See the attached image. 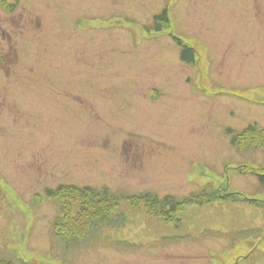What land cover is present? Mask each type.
I'll use <instances>...</instances> for the list:
<instances>
[{
  "label": "rangeland",
  "instance_id": "1",
  "mask_svg": "<svg viewBox=\"0 0 264 264\" xmlns=\"http://www.w3.org/2000/svg\"><path fill=\"white\" fill-rule=\"evenodd\" d=\"M163 7L170 26L158 37ZM169 30L195 47V64L178 58ZM80 40L86 53L99 46L102 68L81 61ZM147 89L162 95L148 101ZM250 124L264 129V0L0 4V257L264 264V149L247 148L250 136L234 147L227 134ZM59 184L106 188L116 205L102 196L89 221L87 199L46 194ZM216 187L226 189L186 205L177 226L136 201Z\"/></svg>",
  "mask_w": 264,
  "mask_h": 264
},
{
  "label": "trees",
  "instance_id": "2",
  "mask_svg": "<svg viewBox=\"0 0 264 264\" xmlns=\"http://www.w3.org/2000/svg\"><path fill=\"white\" fill-rule=\"evenodd\" d=\"M18 0H0V3H3L6 8L11 11L14 7L15 4L17 3ZM166 13L164 11H162L161 14L156 16V25L155 28L158 29V27H160L161 25V21L162 20H167L166 19ZM176 39V38H175ZM178 45L181 46V52H180V57L183 61L186 62H191L194 59V53H193V49L187 47L186 45H183V42H181L180 39H176ZM263 131L261 132V130H259L258 128H256L254 125H249L247 128H245L242 132L236 133V134H232L233 131L228 130L227 132L230 135V141L232 143H239V141L242 139L243 136H247V137H251V140L253 141L252 146L253 147H264V129H262ZM252 135V136H251ZM259 180L261 181V183L264 184V176L263 175H259ZM63 189L64 191H69V193L71 194V200L72 201H76L77 199H79L80 197H83L84 199H87V210H88V217H89V221L93 220L94 217L99 216L100 215V204H99V200L102 198V196L104 197L105 201H109L112 205H114V199L111 196L106 195V193L104 192H100V191H96L91 187L88 186H84L80 189H78V187H74V186H63L62 188H58L56 191H51L48 190L49 194H53L55 196L60 195V190ZM63 195V194H62ZM61 195V196H62ZM90 197L88 199V197ZM145 197V202H146V206L148 207L149 210H151L152 206H154L153 210H155L156 212L153 215H160L162 217H164L166 219V217H169V219L172 217V213L178 209L183 203L186 202H190L195 200L193 197L192 198H187V200H176L173 197L170 196H166L163 199H158L156 196H152V195H145L143 196ZM207 199H209L207 197ZM98 202V203H97ZM167 205V206H166ZM107 208L109 206V204L107 203ZM81 211L84 210L83 205L81 206ZM151 212V211H150ZM65 216V214L63 215ZM12 261L9 259H6L4 257H0V264H11Z\"/></svg>",
  "mask_w": 264,
  "mask_h": 264
}]
</instances>
